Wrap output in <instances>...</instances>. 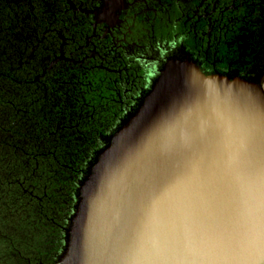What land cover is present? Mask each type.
Returning <instances> with one entry per match:
<instances>
[{"label": "flooded vegetation", "instance_id": "obj_1", "mask_svg": "<svg viewBox=\"0 0 264 264\" xmlns=\"http://www.w3.org/2000/svg\"><path fill=\"white\" fill-rule=\"evenodd\" d=\"M172 57L264 88V0H0L1 103L19 166H35L17 185L43 227L38 264L57 260L90 163Z\"/></svg>", "mask_w": 264, "mask_h": 264}, {"label": "water", "instance_id": "obj_2", "mask_svg": "<svg viewBox=\"0 0 264 264\" xmlns=\"http://www.w3.org/2000/svg\"><path fill=\"white\" fill-rule=\"evenodd\" d=\"M52 264H264V88L167 60L79 183Z\"/></svg>", "mask_w": 264, "mask_h": 264}, {"label": "rangeland", "instance_id": "obj_3", "mask_svg": "<svg viewBox=\"0 0 264 264\" xmlns=\"http://www.w3.org/2000/svg\"><path fill=\"white\" fill-rule=\"evenodd\" d=\"M1 102L0 93V264L48 262L40 250L33 248L43 240L40 235L43 227L30 216L32 210L26 205L28 196L23 197L21 187L17 185L20 175L23 176L21 173L26 171L21 168L25 162L20 157L22 151L15 149L17 138L10 137L16 119L11 118L13 112L9 114L11 109L5 108ZM33 164L31 161L32 166L27 169L26 175L33 172ZM37 180V177L31 179L33 184Z\"/></svg>", "mask_w": 264, "mask_h": 264}]
</instances>
